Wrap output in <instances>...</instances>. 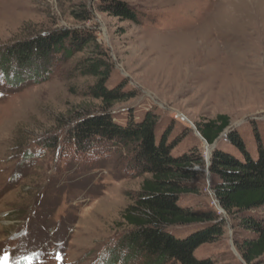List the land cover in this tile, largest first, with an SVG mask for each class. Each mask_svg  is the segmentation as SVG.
I'll return each mask as SVG.
<instances>
[{
  "label": "rangeland",
  "instance_id": "obj_1",
  "mask_svg": "<svg viewBox=\"0 0 264 264\" xmlns=\"http://www.w3.org/2000/svg\"><path fill=\"white\" fill-rule=\"evenodd\" d=\"M122 1L138 12L137 21L102 11L101 0H0V264L145 262L124 238L122 213L149 174L122 143L100 135L82 148L68 141L78 110L101 105L88 93L96 79L77 68L94 49L45 54L22 44L65 28L92 30L111 65L107 86L136 94L110 110L116 123L154 112L157 141L168 131V142H177L173 155L197 148L205 156L206 166L195 168L203 173L201 190L179 204L211 207L227 226L196 257L246 264L235 243L239 219L215 198L219 178L209 156L221 147L242 157L226 135L231 130L253 158L259 141L264 148V0ZM84 6L91 19L77 21L72 12ZM219 114L230 116L231 126L213 147L198 126ZM199 229L166 230L185 238Z\"/></svg>",
  "mask_w": 264,
  "mask_h": 264
},
{
  "label": "trees",
  "instance_id": "obj_2",
  "mask_svg": "<svg viewBox=\"0 0 264 264\" xmlns=\"http://www.w3.org/2000/svg\"><path fill=\"white\" fill-rule=\"evenodd\" d=\"M84 7L82 11L72 12L77 21L91 19L90 10ZM99 7L123 20L137 21L139 16L122 0H101ZM22 44L26 52L35 48L45 54L56 50L69 55L87 48L94 49L93 55L80 60L77 68L83 75L96 79L88 87V93L93 99L100 100L101 105L99 110H78V125L68 135V141L73 138L82 148L93 136L100 135L122 143L130 153L136 154L134 162L149 174L144 178L134 203L122 213L124 224L129 229L124 238L131 250L144 255V264H220L215 259L197 258L195 251L204 243L219 240L225 233L227 220L211 207L193 209L179 204L183 195L201 190L203 173L195 168L206 166L203 153L195 148L179 156L173 155L177 142H168V131L160 142L157 141L159 117L154 112H147L141 121L131 120L125 126L115 122L110 110L136 94L125 93L121 86H107L111 65L92 30L65 28ZM230 126V116L219 114L199 124L198 128L203 139L214 145ZM226 135L242 157L221 147L213 149L210 170L214 177L219 178L213 183L214 195L228 215L239 219L235 243L243 261L246 264H264V148L259 141V157L255 159L246 150L239 133L231 130ZM55 144L53 141L48 145L54 147ZM191 224L200 225V229L185 238H177L166 230L170 226ZM124 264L131 263L126 261Z\"/></svg>",
  "mask_w": 264,
  "mask_h": 264
},
{
  "label": "built area",
  "instance_id": "obj_3",
  "mask_svg": "<svg viewBox=\"0 0 264 264\" xmlns=\"http://www.w3.org/2000/svg\"><path fill=\"white\" fill-rule=\"evenodd\" d=\"M174 119L178 120L179 122L185 123V124L188 123V119L181 114H174Z\"/></svg>",
  "mask_w": 264,
  "mask_h": 264
},
{
  "label": "water",
  "instance_id": "obj_4",
  "mask_svg": "<svg viewBox=\"0 0 264 264\" xmlns=\"http://www.w3.org/2000/svg\"><path fill=\"white\" fill-rule=\"evenodd\" d=\"M215 146H216V145L214 144L213 147H215ZM209 157H210V156H209ZM209 157H208V159H209Z\"/></svg>",
  "mask_w": 264,
  "mask_h": 264
}]
</instances>
